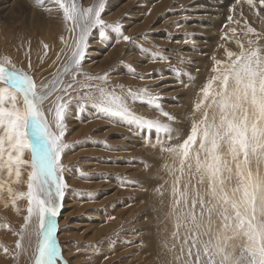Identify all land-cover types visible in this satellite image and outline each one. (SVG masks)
Here are the masks:
<instances>
[{
    "label": "snow or ice",
    "instance_id": "obj_1",
    "mask_svg": "<svg viewBox=\"0 0 264 264\" xmlns=\"http://www.w3.org/2000/svg\"><path fill=\"white\" fill-rule=\"evenodd\" d=\"M244 2L256 8L254 0ZM34 3L50 15L58 13L69 37H60L64 48L53 61L56 70L39 81L35 77L43 71L48 45H43L35 68L30 56L27 69L9 56L0 57V204L18 213L17 203L23 200L27 213L18 230L10 229L17 237L14 250L0 245L4 254L18 261L31 250L30 264H68L57 239V217L67 187L61 162L69 147L64 142L66 121L75 101L78 112L90 106L102 118H119L164 135L160 150L179 164L169 168L173 181L168 217L175 243L162 245L175 253V264H264V44L259 43L264 33L244 22L245 36L255 39H248L247 46L238 43V52L226 50L225 60L214 61V74L193 104L190 131L174 137L175 117L163 111L159 94L147 88H110L107 72L83 71L93 29H99L101 39L109 30L117 43L133 39L123 35L120 21L105 23V0H93L88 7L80 0ZM259 6L264 9V0ZM139 52L153 61L166 59L144 48ZM129 74L146 78L131 69ZM130 101L145 104L168 123L137 115ZM0 228L9 225L0 223Z\"/></svg>",
    "mask_w": 264,
    "mask_h": 264
},
{
    "label": "rangeland",
    "instance_id": "obj_2",
    "mask_svg": "<svg viewBox=\"0 0 264 264\" xmlns=\"http://www.w3.org/2000/svg\"><path fill=\"white\" fill-rule=\"evenodd\" d=\"M21 1L34 12L13 5L12 18L8 22L0 9V57L9 56L18 67L27 69L30 56L35 68L43 55V45H48L43 71L36 73L35 78L39 81L56 70L53 61L57 52L64 48L60 37L67 40L69 33L64 30L58 13L49 15L42 7L35 6L34 0L29 6L27 1L30 0ZM127 1L105 0L102 16L105 23L120 21L123 35L133 39L117 43L110 30L101 39L99 29H93L83 71L92 75L107 72L110 88L115 85H122L123 89L147 88L154 95L159 94L163 111L175 117L171 123L173 136L186 137L193 119V104L201 87L214 74V61L225 60L226 50L238 52V43L247 46L248 39H255L252 34L245 36V21L257 33H264L263 9L259 0H254L255 9L244 0H192L190 3L185 0H164L162 3L159 0H132L134 7H120ZM3 3L0 0V8ZM80 3L88 7L93 0H80ZM152 5L157 8L155 13L150 10ZM257 12L262 15H256ZM50 16H54L53 20ZM41 18L50 21L51 28H57L50 37H45L42 32L38 21ZM156 27L162 28L156 31ZM185 37H188V43L184 42ZM259 43L264 44V39ZM90 44H95L94 49ZM139 48L166 59L153 61L141 55ZM92 50L99 58L109 55L110 51H116L118 57L107 69L97 67L94 61H86ZM130 69L136 76L146 78H133ZM120 91L118 88L117 92ZM129 104L145 119L168 123L165 117L139 101ZM70 107L72 115L66 121L64 138L69 147L61 157L67 169L64 173L67 187L57 217V239L63 259L68 264H175V253L162 245L165 241L169 246L175 243L171 238L173 222L168 217L172 199L169 185L173 181L169 168H178L179 164L160 150L164 135L158 136L154 130L119 118H102L90 106L78 112L75 101ZM17 207L18 213L11 205L5 208L0 204V223L9 225V229L0 228V245L7 246L10 251L14 250L17 239L10 229L18 230L27 214L25 201H18ZM183 231L181 229V237ZM30 256L31 250L29 256L21 255L18 261L13 260L0 248V264H30Z\"/></svg>",
    "mask_w": 264,
    "mask_h": 264
},
{
    "label": "bare ground",
    "instance_id": "obj_3",
    "mask_svg": "<svg viewBox=\"0 0 264 264\" xmlns=\"http://www.w3.org/2000/svg\"><path fill=\"white\" fill-rule=\"evenodd\" d=\"M138 1V0H137ZM148 1V0H147ZM146 1V2H147ZM160 1V3H162V2H165L164 0H159ZM185 1H187L188 3H190L192 0H185ZM240 1H242V0H240ZM3 4H2V6H1V8L0 9H2L3 10V16H4V18H5V20L6 21H11V16H12V13H11V10L13 9V5H15V6H24V10L25 11H27L28 12V10H26V9H29L30 10V6H29V4H32L33 3V1L32 0H30V1H27L28 2V6L29 7H27L26 5H25V1H21V0H3ZM134 2V1H133ZM132 2V0H128L127 1V3H125L124 5H122V6H120V7H124V6H126L127 7V5H132L133 6V3ZM140 2V1H139ZM144 2V1H143ZM145 2V3H146ZM135 3V2H134ZM244 3V2H243ZM153 4H154V2H153ZM237 4V3H236ZM136 5H140V4H136ZM32 6V5H31ZM134 6H135V4H134ZM133 6V7H134ZM12 7V8H11ZM150 7V6H149ZM16 8V7H15ZM151 9V12L153 11V13H155V11L157 10V8H156V6H151L150 7ZM193 9V8H192ZM150 10H148V11H150ZM136 11V10H135ZM30 12L32 13V12H34V11H32V10H30ZM29 12V13H30ZM48 13V12H47ZM152 13V14H153ZM262 13H264V9H263V12ZM28 14V13H27ZM147 14V13H146ZM146 14H145V16H146ZM152 14H150L149 13V15H152ZM198 13H196V15H197ZM50 15V14H49ZM195 15V16H196ZM212 15V14H211ZM36 16H38V15H36ZM198 16H199V14H198ZM45 17V16H44ZM147 17V16H146ZM194 17V16H193ZM50 19H52L53 20V18H54V16H50L49 17ZM197 18V17H196ZM195 18V19H196ZM202 18V16L199 18V19H201ZM192 19H194V18H192ZM198 19V18H197ZM51 20V21H52ZM146 20V19H145ZM151 20V19H150ZM38 21H40L41 22V28H42V32H44L45 33V37L46 36H48V37H50L51 36V33H52V31H54V30H56V29H54V28H51V26L49 25V22L50 21H48V20H45L44 18H41V19H39ZM144 21V20H143ZM218 24V23H217ZM225 24V23H224ZM160 28H162V27H156V31H159V29ZM228 29V28H227ZM226 30V29H225ZM199 31H202V30H199ZM220 33V32H219ZM179 37V36H178ZM66 38V37H65ZM205 38H207L206 40H208V37H204V39ZM91 39H92V37H91ZM157 41V40H156ZM204 42V41H203ZM207 42V41H206ZM88 44H89V41H88ZM200 44H202V43H200ZM198 46H199V44H198ZM202 46V45H201ZM90 47H91V49H94V47H95V44H90ZM203 47V46H202ZM117 48V47H116ZM217 48H219L218 47V45H217ZM221 48V47H220ZM200 49V48H199ZM222 49V48H221ZM119 50V49H118ZM216 50V49H215ZM203 51V50H202ZM205 51V50H204ZM57 52V51H56ZM118 52V51H117ZM17 53V52H16ZM58 53V52H57ZM89 54H88V56H89V59H86V61H88V62H91V61H94L93 63L94 64H96L97 65V67H104L105 69H107V67H109L110 65H111V62L115 59V61H116V58L118 57L116 54V51H110L109 53V55L108 54H105V55H102L101 56V58H99V56H97V52H95L94 50H92L91 52H88ZM107 53V52H106ZM221 52H219V54H220ZM226 53V52H225ZM119 55V54H118ZM212 55V54H211ZM204 56V55H203ZM201 61V60H200ZM48 63V62H47ZM197 63V62H196ZM87 64V63H86ZM202 64V63H201ZM33 65H35V63L33 64ZM37 65V64H36ZM93 66V65H92ZM36 67V66H35ZM49 67V66H48ZM196 67V66H195ZM45 68V67H44ZM43 69V68H42ZM45 69H47V68H45ZM85 69V68H84ZM48 70V69H47ZM50 70V69H49ZM210 70V69H209ZM39 73V72H38ZM170 89V88H169ZM182 116V115H181ZM69 119H71L70 117H69ZM70 122V121H69ZM73 122V121H72ZM74 123V122H73ZM77 124V123H76ZM82 123H80V125H81ZM188 125V124H187ZM74 126V125H73ZM91 128V127H90ZM92 129V128H91ZM85 130V129H84ZM85 134V133H84ZM76 138V137H75ZM130 142H132L131 140H130ZM171 187V185H169V188ZM154 205H155V203H154ZM118 215H119V213H117ZM62 216V215H61ZM60 216V217H61ZM59 221V220H58ZM60 223V222H59ZM98 231H100V230H98ZM106 231V230H105ZM57 233H58V231H57ZM97 233H100V232H97ZM96 237V236H95ZM104 264H105V262H104Z\"/></svg>",
    "mask_w": 264,
    "mask_h": 264
}]
</instances>
